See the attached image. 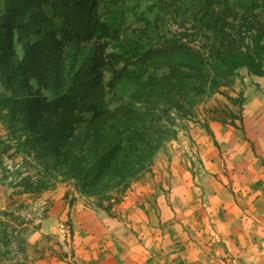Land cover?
Here are the masks:
<instances>
[{
    "label": "trees",
    "instance_id": "1",
    "mask_svg": "<svg viewBox=\"0 0 264 264\" xmlns=\"http://www.w3.org/2000/svg\"><path fill=\"white\" fill-rule=\"evenodd\" d=\"M147 2L153 19L126 29L127 0H7L0 77L15 93L0 102L14 152L35 172L17 179L22 191L71 181L112 216L174 117L191 112L207 85L241 66L264 75V0ZM171 18L182 31L167 32ZM12 30L22 37L20 59ZM29 78L53 98L24 92Z\"/></svg>",
    "mask_w": 264,
    "mask_h": 264
},
{
    "label": "rangeland",
    "instance_id": "2",
    "mask_svg": "<svg viewBox=\"0 0 264 264\" xmlns=\"http://www.w3.org/2000/svg\"><path fill=\"white\" fill-rule=\"evenodd\" d=\"M127 1L123 11L126 29L143 28V19H153L146 10L148 0ZM6 2L0 0V18ZM164 25L168 33L183 30L178 19L171 18ZM147 33L157 39L156 33ZM18 38H22L20 33L12 30L15 55L20 59L23 46ZM241 68L247 70L251 81L264 79V75L241 66L235 73L220 77L216 87L207 85L191 112L174 117L150 162L130 179L122 194L124 199L114 206L115 218L95 206L94 198L78 195L71 181H57L39 193L24 192L21 186H16L17 179L35 172L22 166V159L14 152L8 108L0 102V264H179L180 258H190L195 251L201 256L206 254L205 241L209 236L205 227L206 209L210 202L221 208L225 201L222 191L229 197L238 185H243L240 179L245 181L248 191L255 186L253 180L247 179L250 178L247 173L249 169L252 175L257 171L250 162L249 166L238 159L244 152L242 146L236 139L234 145L223 140L225 128L232 129L238 123L246 87L242 77L249 82L246 74L239 73ZM28 83L30 89L24 92L40 91L46 100L53 98L52 90L45 89L35 78H29ZM14 93L6 75L5 82L0 77V95ZM203 138L225 158L222 166L204 163ZM191 175L197 176V181L190 180ZM215 175L221 178L213 179ZM215 191L220 197L211 200L210 194ZM158 200L163 211L161 219L167 224L161 229L143 228L140 224L145 218L136 211L151 209ZM250 202L248 197L246 205ZM153 219L157 221L155 213ZM180 222L183 226L178 225ZM181 227L184 229L180 230ZM195 237L200 239L198 247L192 242ZM177 238L183 239L181 246L175 243Z\"/></svg>",
    "mask_w": 264,
    "mask_h": 264
},
{
    "label": "crops",
    "instance_id": "3",
    "mask_svg": "<svg viewBox=\"0 0 264 264\" xmlns=\"http://www.w3.org/2000/svg\"><path fill=\"white\" fill-rule=\"evenodd\" d=\"M239 73L246 74L249 82H245L246 77H242L246 87L239 118L236 120L238 123L233 125L232 129H229L230 126L225 128L223 140L227 141L228 145H234L233 141L236 139L237 144L242 146L241 150L244 152L240 153L238 159L245 165H249L250 162V165L257 171L252 175L251 169H249V173H247L250 177L247 179L253 180L255 186L248 191L245 181L240 179L239 183L243 185H238L236 191L233 194L230 193L229 197L224 190L222 191L225 201L221 208H215L214 203L210 202L206 209L205 227L209 234L205 241L206 247H208L205 249L206 254L201 256L195 251L196 253L192 254L190 258H180L179 264L187 262L190 264H264V79L263 77L261 79L252 78L253 81H251L245 68H241ZM202 141H206L203 148L205 150H203L205 153L204 163L209 162L211 166L220 163L222 166L225 158L219 156L217 148L212 147L207 138H203ZM222 154L225 155L223 152ZM251 177L253 178L251 179ZM191 178L195 182L198 177L191 175L190 180H192ZM212 178L219 179L221 177L215 175ZM247 196L251 197V202L248 205H246ZM219 197V192L215 191L211 192L209 198L212 200ZM159 208H161L160 200L151 209L141 208L136 211L137 215L143 214L142 217L145 218V221H141L140 224L143 228L156 229L157 227V229H161L167 224L163 218L161 219L163 211ZM153 213L156 214V222H154ZM111 217L115 218L116 216L113 214ZM172 225L177 226L175 223ZM178 225L183 226L182 222ZM181 228L180 230L184 229ZM198 230L197 227L196 231ZM193 240V245L198 247L199 237H195ZM175 243L181 246L180 243H183V239L177 238Z\"/></svg>",
    "mask_w": 264,
    "mask_h": 264
}]
</instances>
